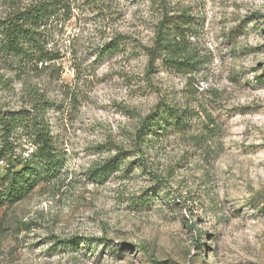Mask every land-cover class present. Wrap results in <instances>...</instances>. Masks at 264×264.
Listing matches in <instances>:
<instances>
[{
    "label": "rangeland",
    "instance_id": "1",
    "mask_svg": "<svg viewBox=\"0 0 264 264\" xmlns=\"http://www.w3.org/2000/svg\"><path fill=\"white\" fill-rule=\"evenodd\" d=\"M73 4L46 32L59 58L0 55V105L40 111L60 156L0 207V264H264V0H166L189 23L152 61L161 1Z\"/></svg>",
    "mask_w": 264,
    "mask_h": 264
},
{
    "label": "trees",
    "instance_id": "2",
    "mask_svg": "<svg viewBox=\"0 0 264 264\" xmlns=\"http://www.w3.org/2000/svg\"><path fill=\"white\" fill-rule=\"evenodd\" d=\"M159 1L163 11L155 25L153 47H145L149 61L158 51L178 52L177 43L183 34L181 24L189 23L190 18L185 13L169 14L171 10L166 6V0ZM6 3L10 10L0 16V55L20 65L59 58L45 48L46 32L55 20L67 21L73 16V0H26L22 5L17 0H7ZM148 118H144L134 134L136 148L146 146L154 139L150 135L157 133L153 127L162 116ZM178 119L174 116V125L178 124ZM59 157L48 122L40 111L15 110L0 105V161L5 160V171H0V207L22 199L49 178ZM121 162V157L114 155L90 172L101 183L118 169Z\"/></svg>",
    "mask_w": 264,
    "mask_h": 264
}]
</instances>
